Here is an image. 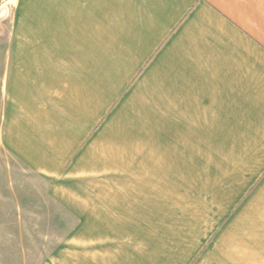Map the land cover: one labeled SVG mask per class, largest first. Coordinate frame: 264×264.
<instances>
[{
    "label": "crops",
    "instance_id": "1",
    "mask_svg": "<svg viewBox=\"0 0 264 264\" xmlns=\"http://www.w3.org/2000/svg\"><path fill=\"white\" fill-rule=\"evenodd\" d=\"M15 2L1 22L0 193L11 198H0V211L27 224L28 205L15 197L42 185L50 214L38 225L69 226L35 263L26 260L37 253L19 251L21 264H153L139 244L157 213L158 164L173 174L175 152L188 162L194 146L199 162L212 147L227 164L214 179L205 257L264 264V0ZM111 55L119 86L132 79L133 96L166 116L160 140L157 130L110 122L122 106L110 111L94 59ZM119 138L125 177L106 169Z\"/></svg>",
    "mask_w": 264,
    "mask_h": 264
},
{
    "label": "rangeland",
    "instance_id": "2",
    "mask_svg": "<svg viewBox=\"0 0 264 264\" xmlns=\"http://www.w3.org/2000/svg\"><path fill=\"white\" fill-rule=\"evenodd\" d=\"M16 6L15 0H0V43L2 44H0V58H4L5 40V29L4 26H1V22L3 21L5 25L7 13L11 17L14 10H16ZM116 37V35L110 36L111 43ZM108 54L114 55L115 53L109 51ZM112 55L106 61L97 59L96 56L94 59L95 80H98L100 84L101 82L106 83V80H108L110 84V111L122 106V109H118L117 113L111 115L110 122H122L128 128L131 124L134 127L138 125L143 129H147L146 134H150V132L154 134L157 130L156 134L160 140L163 136L159 128L163 127L161 123L166 119V116L155 114V108L150 105L151 100L133 96L132 86L134 83L132 79L123 86V89L119 86L118 75L120 71L117 66L112 65L114 62ZM103 62H108L109 65H103ZM128 108L134 113L131 121V115L127 112ZM123 117H126V119L122 120ZM126 138L129 140V144L133 143L131 134ZM121 140L123 141L119 138L116 143L114 142L115 144L111 145V150L116 155L113 158L116 161H111L106 168L114 177L126 176V173L123 172V166L119 163V159L123 155L121 149L125 146V143ZM181 152L183 153V148L175 152L173 156L175 158L173 174L166 171L165 166L167 164L165 162L158 164L156 180L157 213L155 219L151 218L148 226L142 228L140 251H142L143 256L148 258L151 256L153 264H216L212 258L205 257L204 252L210 245L215 231L212 226L216 216L214 217V206L211 203L212 188L216 185H214V179H217L223 170L225 171L227 164L222 162L221 158L213 156L212 147H206L203 150L205 162L198 161V158H201L198 157V149L195 146L190 150L188 162L179 160L182 157ZM5 165L4 163L0 164V171L8 169ZM227 175L224 172V177ZM43 191L42 185H37L34 189H30L28 193L25 191L22 194L23 191H20L16 197L14 196L18 202L23 201L28 205V211L25 212L27 215L24 217L27 224L23 226L15 224V218L18 217H15L12 222L6 221V210L0 211V264H21L22 260L18 255L21 250L37 253V255H30V258L26 260L29 263H35L37 261L35 257H38V253L43 254L44 251L51 250L57 244L58 238L68 231L69 226L48 228L38 225L40 219L50 214L43 210L44 205L48 202L44 196L45 194H42ZM2 193H0V198H11V195L7 196L4 191ZM40 207L42 210L39 209ZM205 209H207L206 212L209 211L210 213L206 217L207 219L204 217ZM67 218L66 215H62L63 220ZM54 229L55 231H53ZM212 230L214 231L212 232ZM49 233L54 239L42 241L43 237H40L41 241H37L39 240L37 236H44ZM126 245V248L131 246L133 248L134 244L127 243Z\"/></svg>",
    "mask_w": 264,
    "mask_h": 264
}]
</instances>
